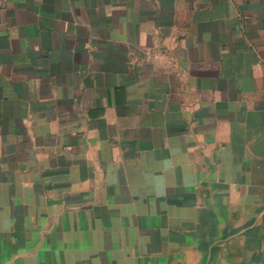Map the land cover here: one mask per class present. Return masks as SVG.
Wrapping results in <instances>:
<instances>
[{
	"label": "crops",
	"instance_id": "obj_1",
	"mask_svg": "<svg viewBox=\"0 0 264 264\" xmlns=\"http://www.w3.org/2000/svg\"><path fill=\"white\" fill-rule=\"evenodd\" d=\"M0 264H264V0H7Z\"/></svg>",
	"mask_w": 264,
	"mask_h": 264
},
{
	"label": "built area",
	"instance_id": "obj_2",
	"mask_svg": "<svg viewBox=\"0 0 264 264\" xmlns=\"http://www.w3.org/2000/svg\"><path fill=\"white\" fill-rule=\"evenodd\" d=\"M7 0H0V11L6 8Z\"/></svg>",
	"mask_w": 264,
	"mask_h": 264
}]
</instances>
